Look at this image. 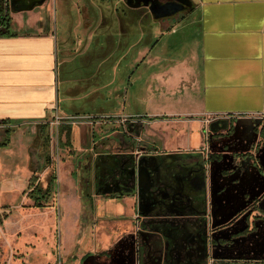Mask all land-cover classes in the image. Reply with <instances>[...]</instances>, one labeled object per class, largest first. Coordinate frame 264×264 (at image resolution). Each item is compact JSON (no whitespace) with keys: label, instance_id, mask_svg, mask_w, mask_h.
<instances>
[{"label":"crops","instance_id":"1","mask_svg":"<svg viewBox=\"0 0 264 264\" xmlns=\"http://www.w3.org/2000/svg\"><path fill=\"white\" fill-rule=\"evenodd\" d=\"M189 1L187 14L177 19L174 15L186 9L179 11L169 16L171 21L154 18L143 5L128 7L124 0H73L74 10L66 8L69 1L59 0L57 11L56 0H8V7L19 10L18 23L17 13L10 17L4 9L9 22L6 28L0 23V127L15 128L9 144L21 146V160L28 159L27 147L36 128L39 137L56 130L55 137L63 140L68 126L72 145L91 141L89 127L77 124L83 121L64 120L70 114L84 113L76 109L68 113L59 105L61 96L74 100L81 94L72 87L60 88L65 81H60L57 69L71 60L69 49H87L95 40L105 46L103 61L111 65V72L119 73L118 65L123 66L121 106L113 104L107 109L109 120L90 121L92 132L104 124L106 161L105 167L94 165L93 192L87 204H82L75 190L62 189L71 203L68 208L75 212L62 213L59 204L60 227L74 224L72 242L61 233V252L67 256L75 249L77 264H113L107 253L97 254L96 226L164 216L159 209H168L164 204L173 203L176 193L182 192L174 179L184 183L190 204H174L166 214L192 216L197 195L206 192L199 161L222 162L228 155L225 150H211L216 144L210 143V131L223 128L224 121L212 130L210 119L264 115V0ZM123 2L126 7L122 8ZM184 20L188 29L193 28L185 32V25L173 37ZM186 40L188 50L182 54L176 48ZM173 51L178 55L172 57ZM114 81L111 76L105 87ZM118 90L106 91L108 100ZM91 92L97 93V88ZM131 99L143 109H132ZM30 128L32 136L27 131ZM234 128L230 126L231 135ZM211 137L217 143L225 138L220 134ZM85 151L94 160L98 156L92 146ZM50 176L44 185H35L44 189ZM226 195L223 190L217 203L225 204ZM42 207L32 202V208ZM218 261L238 264L241 260ZM244 264L250 262L244 260Z\"/></svg>","mask_w":264,"mask_h":264},{"label":"rangeland","instance_id":"2","mask_svg":"<svg viewBox=\"0 0 264 264\" xmlns=\"http://www.w3.org/2000/svg\"><path fill=\"white\" fill-rule=\"evenodd\" d=\"M58 1L56 11L59 10ZM67 1L66 8L74 10L76 5L73 0ZM5 7L10 17L12 13H17L15 21L18 23L19 10L11 9L10 5L8 7V0H0V16L4 15ZM120 7L121 4L117 5V8ZM123 7H126L124 2ZM188 10L175 14V18L184 16ZM164 20L171 21L173 17ZM173 23L169 22L170 25ZM186 24L187 21H182L173 37H178ZM185 27V32L193 28ZM98 33L97 39L100 40L102 36ZM70 41L72 45V38ZM187 45L188 40L176 50H181L183 54L188 50ZM69 50L67 55H73L71 60L59 64L57 69L60 81H65L60 88L62 91L72 87L81 94L74 100L61 96L59 105L68 113L74 109L84 113L70 114L64 120L83 121L77 124L89 127L91 141L88 139V143L81 146L72 145L68 126L64 128L66 137L63 140L55 137L56 130L39 137V129L36 128V136L32 137L33 142L27 147L28 159L24 161L21 160V146L9 144V135L15 128L0 127V145H6L0 146V264H77L79 259L75 249L67 256L61 252V233L62 237L66 236L72 242L70 232L73 233L74 224L71 221L64 229L60 227V209L62 213L75 212L73 208H68L67 204L71 203L62 189L70 187V191L73 193L75 190V195L82 199V204H87L86 198L93 192L94 165L99 163L105 167L106 161L104 124H98L92 132L90 121L96 118L109 120L112 117L106 114L107 109L113 104L121 106L123 97L120 90L124 75L122 65H118L119 73L111 72V65L103 61L105 46L100 42L96 44L94 40L87 49L78 47L76 51ZM173 52L172 57L178 55V51ZM111 76H114V84L105 87ZM127 83L128 80V86ZM113 87L119 90L111 101L106 97V91ZM92 88H97V93H92ZM131 101L132 109H143L133 99ZM221 120L227 126L218 128L216 132L210 131V134H220L225 138L220 143L211 136L209 139L210 143L216 144L211 150H225L228 152L227 159L209 164L205 159L199 161L198 167L202 173L204 171L206 192L197 195L193 215L187 217L170 213L137 222L139 218H136L135 222L126 224L107 221L101 225L99 222L95 236L97 254L107 253L113 258V264H136L133 246L139 241L136 239L139 234L141 239L147 237V243L151 244V247H146L145 264H216L219 259L235 257L241 260L238 264H244V260L250 264L264 263V115L232 118L229 121L219 117L210 119L212 123ZM232 125L235 133L231 135L229 129ZM27 131L32 136L31 128ZM99 139H103L102 142ZM91 146L92 152L98 155L95 160L90 157V151H85ZM75 153L76 157H69ZM100 170L103 173L105 168ZM49 175L54 176L49 199L44 207L32 208L27 193L36 183L44 185ZM223 190L228 200L225 204H218ZM77 227L80 236V221ZM155 243L159 245L158 251L154 250ZM143 247L141 244L134 248L135 253L141 255ZM138 261L141 262V258Z\"/></svg>","mask_w":264,"mask_h":264},{"label":"water","instance_id":"3","mask_svg":"<svg viewBox=\"0 0 264 264\" xmlns=\"http://www.w3.org/2000/svg\"><path fill=\"white\" fill-rule=\"evenodd\" d=\"M125 4L128 7L136 8L141 5L148 8L154 18H166L174 15L175 13L186 9L191 6L189 0H170L166 2H160L158 0H124ZM33 4L31 3L29 8H32ZM219 121H216L211 124V129L215 130V127Z\"/></svg>","mask_w":264,"mask_h":264},{"label":"flooded vegetation","instance_id":"4","mask_svg":"<svg viewBox=\"0 0 264 264\" xmlns=\"http://www.w3.org/2000/svg\"><path fill=\"white\" fill-rule=\"evenodd\" d=\"M158 1H160V2H166V1H170V0H158ZM224 124V125H223ZM223 125V126H222ZM222 127H226L227 126V124H226V122L225 123H222ZM184 169H185V167H183ZM187 170V169H186ZM176 178V177H175ZM179 179V178H178ZM174 182L179 186H181V190H182V192H178V193H176L177 194V196L178 197H176L175 196V200H174V202L173 203H168L167 205L166 204H164L165 205V207L166 208H168V209H159V211L161 212V213H165V215H166V213H168V211L167 210H169V209H171V208H174L175 207V205L174 204H190V202H189V200L186 198V196H185V194H184V191H183V186H184V183L183 182H181L180 180H177V181H175V179H174ZM161 186V185H160ZM161 187H159V189H160ZM177 202H179V203H177ZM170 204V205H169ZM140 237V238H139ZM136 239L137 240H139V241H137L136 243L134 242V246H133V253H134V256H135V260H136V264H145V262H143L144 261V259H145V256H146V254H147V252H146V247L147 246H149V247H151V244H149V243H147V241H148V238L147 237H144V238H142L141 239V235L139 236V234H138V236L136 237ZM143 245L144 247H143V249H142V254L141 255H137L136 253H135V251H134V248H136L137 249V246H139V245ZM153 245H155V247H154V250L155 251H158L159 250V245L158 244H153ZM147 248V249H151V248ZM148 251V250H147ZM150 251V250H149ZM139 258H141V262H139L138 260H139Z\"/></svg>","mask_w":264,"mask_h":264},{"label":"trees","instance_id":"5","mask_svg":"<svg viewBox=\"0 0 264 264\" xmlns=\"http://www.w3.org/2000/svg\"><path fill=\"white\" fill-rule=\"evenodd\" d=\"M0 12L2 11L0 10ZM8 22H9V17L5 11L4 15L0 16V23L2 25H5L6 28ZM53 181H54V176L51 175L49 177L47 186L44 189H41L40 187H38V185H35L31 188V190L27 193V196L32 200L33 206L42 207L44 203L47 202V200L49 199V194L52 189ZM227 264H232V263H227Z\"/></svg>","mask_w":264,"mask_h":264},{"label":"built area","instance_id":"6","mask_svg":"<svg viewBox=\"0 0 264 264\" xmlns=\"http://www.w3.org/2000/svg\"><path fill=\"white\" fill-rule=\"evenodd\" d=\"M211 264H213V263H211ZM264 264V263H263Z\"/></svg>","mask_w":264,"mask_h":264}]
</instances>
